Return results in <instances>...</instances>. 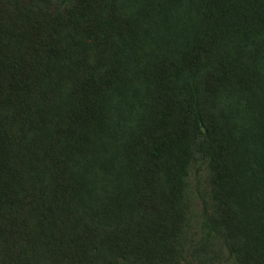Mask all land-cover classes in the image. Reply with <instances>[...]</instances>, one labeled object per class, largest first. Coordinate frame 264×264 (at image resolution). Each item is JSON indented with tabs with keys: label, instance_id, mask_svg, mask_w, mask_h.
<instances>
[{
	"label": "trees",
	"instance_id": "trees-1",
	"mask_svg": "<svg viewBox=\"0 0 264 264\" xmlns=\"http://www.w3.org/2000/svg\"><path fill=\"white\" fill-rule=\"evenodd\" d=\"M0 264H264V0H0Z\"/></svg>",
	"mask_w": 264,
	"mask_h": 264
},
{
	"label": "rangeland",
	"instance_id": "rangeland-1",
	"mask_svg": "<svg viewBox=\"0 0 264 264\" xmlns=\"http://www.w3.org/2000/svg\"><path fill=\"white\" fill-rule=\"evenodd\" d=\"M190 178L192 179V182H193V180H195V179H193L192 175H191ZM195 209H196V210H199V206H195Z\"/></svg>",
	"mask_w": 264,
	"mask_h": 264
}]
</instances>
